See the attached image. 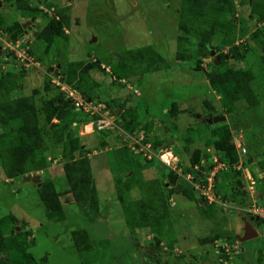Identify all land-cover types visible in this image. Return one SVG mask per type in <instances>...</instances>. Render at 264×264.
<instances>
[{
  "label": "rangeland",
  "instance_id": "1",
  "mask_svg": "<svg viewBox=\"0 0 264 264\" xmlns=\"http://www.w3.org/2000/svg\"><path fill=\"white\" fill-rule=\"evenodd\" d=\"M31 1L41 8H45L48 3L54 7L70 5L72 24L68 29L69 40L62 39L47 53L44 52L45 45L34 36V32L48 22V16L45 14L39 16L35 21L37 28L29 31L27 39L42 54L41 58L37 59L40 66L29 67L23 65L24 62L21 60L12 63L11 58H8L9 64L4 63V67L1 68L15 72L20 70V66L26 68V75L19 78V87L13 91V97L31 95L35 88L41 89L40 99L55 95L58 89L46 93L44 85L47 76H50V68L52 65L56 66L58 61L62 66L61 70L66 71L70 63L99 60L100 65L92 71V77L98 83L92 91L96 100L105 105L106 100L114 99L124 105L123 111L137 107L136 114L139 121L151 126L149 128L152 137L171 139L167 149L173 152L176 166L173 164L171 166L173 169L177 168L179 174L185 173V170L178 163L187 164L191 155L185 151L184 135L188 129H191V135L196 138V143L191 147H203L211 130L210 126L220 125L223 122L231 124L234 131H237L234 135L241 162L250 156L255 158L253 164L238 165L243 169V177L247 185L245 188L248 190L245 176H249V172L253 173L252 169L258 168V162L264 158V97H261V103L257 107L251 109L245 104L238 105L235 118L232 119L231 113L225 112L221 106L220 98L211 88L205 72L195 68L193 59L178 58V10L182 7V0ZM236 3L237 17L251 15L248 4L241 7L238 0ZM51 8L46 10L49 16L54 14V9ZM1 16L6 24L14 20H24L22 13L8 3L0 7ZM254 25V21L251 22L250 28ZM246 37L244 35L238 41L242 42ZM145 45L154 46L170 62V66L146 72L143 76L117 80L113 75L112 66L118 61L119 56H122L126 50ZM215 56L216 53L212 57ZM211 60L212 58H204L203 66L208 67ZM244 63L245 61L238 62L236 65L241 66ZM175 102L181 110L178 117L168 113ZM208 102L217 107L219 112L217 115L227 117L225 121L215 124H208L205 121L212 116L211 113H214ZM77 111L82 115L86 114L83 110ZM105 111L109 113V123L112 122L111 126L105 128L110 131V135L106 137L108 142L106 146L101 144L103 136L97 133L100 128L95 121H81L78 126L83 144L90 151L87 155L91 161L93 178L100 199L96 220L90 222L84 219L80 205L72 195L71 198L68 195L62 196V200L66 203L64 206L66 220L57 221L49 218L47 207L39 195L38 185L33 181H26V176L8 179L1 162L0 218L14 215L19 221L18 226L16 225L18 231L23 233L32 231V235L28 236L27 240L34 242L29 251L34 255L36 264H41L44 256L48 259L44 264H83L87 260L92 264H159L158 258L165 264H211V262L220 264L222 247L228 248L226 235L229 236L233 232L234 237L236 231L241 232L244 229L241 222L244 217L242 214L252 201L250 191L234 189L235 179L231 181L232 187L229 179L226 177V180H223L224 177L221 176L217 188L214 187L216 193L219 191L222 195L221 202L206 206L201 204V195L195 190L193 183L186 179V174H181L179 182L192 190L196 197L191 199L177 189L179 192L174 193L169 199L170 219L164 220L163 223L165 240L161 241L150 231V227L138 228V232L134 234L118 198V189L126 187L127 183L125 180L123 181L125 183H122L119 178L125 176L131 178L129 181L136 188L129 192L127 197L136 199L139 198L140 193L144 194L142 189H139L142 185L146 194L153 191L151 182L156 178L162 182L166 194L169 188L165 182H168L171 171L167 176L164 175L163 167L166 164H162L159 159L157 163L147 166V159L152 158L145 154V144L141 145V149L137 148L138 152L132 148L134 143L137 144L143 139V131H135L132 136L126 134L116 122L120 113L115 115L108 107ZM114 111H118V108L115 107ZM85 118L86 116L81 120ZM56 123L58 120L54 119L50 128ZM238 138L240 141L237 140ZM50 141L51 138L48 136L51 164L47 169L39 172L40 176L36 174L34 176L40 177L41 180L52 179L58 191H66L69 184L59 163L62 147H53L49 144ZM206 150L213 151V156L217 157L213 147L203 148V152ZM215 157L208 159L210 165ZM130 165H134L135 169L141 166L142 172L133 176L134 169L132 170ZM224 170H228V167L226 166ZM256 170L258 171V175L255 176L256 190L260 192L261 189L264 190V179L261 177L264 172ZM257 194L256 196L259 197ZM259 200L263 202L261 197ZM226 225L230 228L222 229V226ZM13 227L15 222L7 221L5 232L9 233ZM79 227L88 228L93 238V249L84 256L78 253L72 239V231ZM218 231L226 233L215 242L219 246L212 242L200 243L202 237L215 235ZM158 240L163 250L159 252V246L154 245L155 253L149 258L145 255V250L150 242L157 243ZM167 241H171L173 246L168 245ZM229 255L237 256V252H231ZM240 256L237 259L234 257L233 260L229 258L228 262L248 264L242 262L246 255L243 253ZM13 259L12 255L11 260Z\"/></svg>",
  "mask_w": 264,
  "mask_h": 264
},
{
  "label": "trees",
  "instance_id": "2",
  "mask_svg": "<svg viewBox=\"0 0 264 264\" xmlns=\"http://www.w3.org/2000/svg\"><path fill=\"white\" fill-rule=\"evenodd\" d=\"M238 1L241 7L245 4L250 6V16L237 17L236 0H182V7L178 10L179 49L177 56L183 60L193 59L195 68L205 72L211 88L220 98L221 106L225 112L231 113L232 119L235 118L238 105L245 104L251 109L257 107L261 103V97H264V0ZM0 3H3L0 7H3L4 3L12 4L22 13L23 17L39 18L43 14L48 16V22L34 32L36 40L45 45L44 52L49 53L53 45L57 42L59 44L62 39L69 40L68 29L72 24L70 5L54 7L48 3L45 8H41L38 4H33L31 0H0ZM51 6L54 9L53 16H49L46 11ZM253 21L255 25L250 28V23ZM0 29L8 33L13 41L22 35L27 37V28L23 27V20H14L6 24L1 16ZM244 35L247 36L245 40L239 42L238 40ZM29 46L30 54L39 60L42 54L30 40ZM212 50L216 51L215 58L212 57ZM12 53H5L4 60L11 58V62L15 63L17 58ZM204 58H212L208 67L203 66ZM215 59H219L220 64H216ZM243 61H245L243 65H236ZM4 63H0V162L6 177L14 179L29 174L39 175L40 171L47 169L51 164L48 154L50 146L47 143L49 136L51 138L49 144L56 148L62 147V157L59 163L69 188L66 191H58L52 179H42L41 185L36 183L41 200L47 207V215L57 221L66 220L67 215L64 208L66 203L62 200V196L68 195L71 198L70 195H72L80 205L84 219L94 222L99 212V194L93 178L91 161L87 155L90 151L84 146L79 127L74 123L79 119V123L96 120L100 115L95 114L92 118L89 114L82 115L60 91L53 96L40 99L41 89L35 88L31 95L13 97V91L19 87V78L26 75V68L20 66L19 71L15 72L11 69L5 71L1 69ZM97 65H100L99 60L70 63L66 71L60 70L59 74L68 83L81 89L89 100H95L97 98L92 91L98 83L93 79L92 71ZM169 66L170 62L154 46L145 45L126 50L112 66V72L117 80H123L143 76L146 72ZM49 73L53 74L51 69ZM55 89L57 86L52 83L51 76H47L44 91L49 93ZM106 105L115 115L120 113L116 122L126 134L132 136L135 131H143V143H151L155 148L169 146L168 142L171 139L151 136V128H149L151 126L139 121L136 114L137 107H130L123 111L124 105L121 102L117 103L114 99L106 100ZM115 107L118 111H114ZM209 107L214 112L211 113L212 116L219 114L215 105L209 103ZM180 112L177 102L168 111L173 117H178ZM84 116L86 118L81 120ZM54 119H57L58 123L50 128ZM210 127L211 130L203 147H191L196 143V138L191 135V129L187 130L184 135L185 151L191 155L187 164L183 165L179 162L178 165L183 166L185 173L196 174L195 167L201 165L204 159L208 160L213 157V151L203 152V148L213 147L218 159L228 165V170H222L216 175V188L219 178L223 176V180H226V177L229 179L232 187L231 181L235 179L234 189L248 192L245 188L247 185L243 177V169L238 168L242 160L235 141L234 128L228 122ZM97 133L102 134L101 144L106 146L108 144L106 137L110 135V131L104 128L98 130ZM157 159V157L147 159L146 165L151 166L154 162L157 163ZM254 159V156H250L244 159L243 164H253ZM131 166L132 170L134 169L133 176L142 172L141 166H137L136 169L134 165ZM257 166L258 168L252 169L255 176L258 175L256 169L264 172V158L258 162ZM163 168L165 170L163 174L166 176L169 171L173 170L166 165ZM129 179H131L129 176L119 178L122 183L126 182L127 186L118 189V198L130 228L135 234L138 228L150 227V231L164 241L163 223L164 220L170 219L171 211L169 199L179 191L173 188L165 194L162 182L156 178L151 182L153 191L146 194L142 185L139 189H142L144 194L140 193L139 198L131 199L127 197L128 193L136 187L132 186ZM180 192L191 199L196 197L193 191L186 186ZM9 220L15 222V227L7 233L5 229ZM18 223L14 215L0 218V264L10 262L11 264H36L34 255L29 251L34 242L27 240L28 236L32 235V231L25 233L18 231L16 228ZM22 235L25 236L21 237ZM222 236H224L223 232L218 231L215 235L202 237L200 243L215 242ZM230 237L233 239V236ZM72 239L80 255L84 256L92 251L93 238L88 228L74 229ZM166 243L173 246L171 241ZM160 244L159 240L155 243V247L159 246V252L163 250ZM12 255L13 260H11ZM47 260V256H44L41 264ZM157 262L165 264L160 258ZM83 264L92 263L87 260Z\"/></svg>",
  "mask_w": 264,
  "mask_h": 264
},
{
  "label": "built area",
  "instance_id": "3",
  "mask_svg": "<svg viewBox=\"0 0 264 264\" xmlns=\"http://www.w3.org/2000/svg\"><path fill=\"white\" fill-rule=\"evenodd\" d=\"M0 42H2L4 49L7 52H13L12 55L16 57L17 60H21V62L23 61L24 65L26 64L27 66H30L36 63L33 61V58L29 52L30 46L29 40L27 38L20 37L16 41H13L8 38V36L3 30L0 29ZM52 82L60 89V91L64 94L65 98L67 100H70L71 103L75 105V108L77 110H83L86 114H89L91 118L95 114L100 115L98 119L92 120L95 121V123L98 125V128L103 129L107 126L112 125V122L109 123L108 120L109 113L105 111V108L107 107L106 104L104 105L103 103L98 102L97 100H89L88 97L84 95L81 89L68 83L60 75L53 77ZM148 147L152 148V145L149 144ZM243 151H246L245 147H243ZM155 155L158 156L162 160V162L167 165L174 164V155L170 149H161ZM151 156L152 154L150 155V157ZM242 163L243 162H241L239 165L241 166ZM226 166L228 167V165L220 161L218 157H215L212 163V168L206 174L205 177L195 180L194 175L189 173L186 175V178L193 183L195 188L199 191L200 195L205 197L208 203L221 202L222 195L216 193L214 188L216 187L215 178L218 172L224 170ZM248 175L249 176H245V178L248 184V190L250 191V196L252 197V203L246 210L253 216L259 217V219L262 221L261 233L264 239V199H262L263 202H261L256 196V193H258V191L256 190L257 180L255 175L252 172H249ZM261 177H264V173L261 174Z\"/></svg>",
  "mask_w": 264,
  "mask_h": 264
},
{
  "label": "flooded vegetation",
  "instance_id": "4",
  "mask_svg": "<svg viewBox=\"0 0 264 264\" xmlns=\"http://www.w3.org/2000/svg\"><path fill=\"white\" fill-rule=\"evenodd\" d=\"M23 18L25 20V23L28 22V21H32V23L29 24L28 27H26L27 28L26 33H29L30 30H34L35 28H37V23H35V21H37L38 18H35V17H23ZM199 117H202V116H199ZM203 161H206L205 168H207L208 171L207 170H204L203 171V174L201 176H198L197 175V171H196V174H194V179L195 180L196 179L198 180L200 178L205 177L206 174L212 168V164L210 165L208 163V160L204 159ZM198 169H196V170H198ZM165 184L169 188L168 190H171L173 188H176L177 189V186H174L172 184H169V178H168V182L166 181ZM178 184H180V185L183 186L181 189H178V190H183L184 187H185V184H181L179 182V178H178ZM195 190H197V189L195 188ZM261 193H264V190H262L259 193L260 196H261ZM200 199H201V204H206V206L207 205H210V204L218 203V202L208 203L206 201L205 197H203V196H201ZM242 215L243 216H246L245 212ZM248 220L249 219H247V220L242 219V221H241L242 222V227L244 229L246 227V221H248ZM250 222L257 229L258 236L257 237H254L252 239L243 241L242 240V237L244 236V232L243 231H241V232L240 231H236V233L234 234L233 239L230 237V236H232V233L233 232H231L229 234V236H227L228 235L227 234L226 235V238H228V242H227L228 248H226L225 246L222 247V253H221V256H220L221 258H220V261H219L220 264H234L233 262H230V263L228 262L230 260L229 258H231L232 260L234 259V257H235V259H237L238 257L240 258L241 257L240 255L243 254V253L246 255V257L242 261L243 263L244 262H247L248 264H264V239H263L262 233H261V231H262V225L260 223L261 221L259 219V221H250ZM229 228H230L229 225L222 226V229H225V230H227ZM223 234L225 235L226 233H223ZM219 238H221V237H219ZM218 239H216L215 242ZM215 242H212V243H214L216 246H219ZM154 245H155V243L150 242L149 245H148V247L145 250V255L148 256L149 258L153 257V255H154L153 253H155ZM226 251L228 253H226ZM231 252L232 253L233 252H237V256H234V255L230 256L229 254ZM211 264H214V263L211 262Z\"/></svg>",
  "mask_w": 264,
  "mask_h": 264
},
{
  "label": "water",
  "instance_id": "5",
  "mask_svg": "<svg viewBox=\"0 0 264 264\" xmlns=\"http://www.w3.org/2000/svg\"><path fill=\"white\" fill-rule=\"evenodd\" d=\"M32 21H28L26 23H23V27L26 28L28 27L29 24H31ZM216 51L212 50V56L215 55ZM2 54H3V50H2V46L0 45V63L3 62V58H2ZM216 60V64H220L219 59H215ZM8 63V61H6ZM61 67V65L59 64L57 66L56 69H54V72L57 74L59 72V68ZM226 116L225 115H213L211 117H208L205 119L206 122L213 124V123H218V122H222L226 120ZM234 134H237V131H234ZM238 141H240V139H237ZM137 147H139V145H137ZM206 166V161L202 162V165L199 167V169L197 170V175L201 176L203 174L204 170H207V168H205ZM169 178V184H172L174 186H177V189H181L183 186L178 184V174L174 171H171L168 175ZM26 181H33L35 183H38L39 185H41V178L38 176H32V175H27L25 177ZM203 201V200H202ZM244 220L249 219L248 221H246V227L243 230L244 232V236L242 237V240H249L252 239L254 237L258 236V232L257 229L254 227V225L250 222V221H259V217H255L253 216L251 213H247L246 216L243 217Z\"/></svg>",
  "mask_w": 264,
  "mask_h": 264
},
{
  "label": "clouds",
  "instance_id": "6",
  "mask_svg": "<svg viewBox=\"0 0 264 264\" xmlns=\"http://www.w3.org/2000/svg\"><path fill=\"white\" fill-rule=\"evenodd\" d=\"M0 6H1V3H0ZM51 9H53V8H51ZM48 10H49V9H48ZM48 14H49V13H48ZM51 15H52V14H51ZM51 15H50V16H51ZM52 16H53V15H52ZM23 23H25V20H23ZM4 32H5V31H4ZM5 33H6V32H5ZM26 34H28V33H26ZM6 35H7L8 38L10 39V35H9L8 33H6ZM21 37H23V35H22ZM24 38H27V37H24ZM0 45L2 46V50H3V54H2L3 62H5L6 64H9L10 61H8V63H7V62H6L7 59L4 60V57H3L4 54L7 53V51L4 49V46H3L2 42H0ZM8 53H9V52H8ZM31 56H32V55H31ZM32 58H33V61L36 62V63L30 65L29 67L34 66V65H35V66H40L38 60H36L35 57H33V56H32ZM59 64H60V62H58V64H56V66H53V65H52V68H50L51 71H52V73H53V74L50 75L52 79H53V77L60 75L59 72H58L57 74L54 72V69H56L57 66H58ZM23 65H24V64H23ZM60 65H61V64H60ZM61 67H62V66H61ZM61 67L59 68V71L61 70ZM103 68H104V67H103ZM60 76H62V75H60ZM63 78H64V77H63ZM64 79H65V78H64ZM52 83H53V82H52ZM53 84H54V83H53ZM54 85H55V84H54ZM55 86H56V85H55ZM57 89H58V91H60V89H59L58 87H57ZM60 92H61V91H60ZM95 100H96V99H95ZM106 106H107V105H106ZM76 110H77V109H76ZM115 120H116V119H115ZM91 121H92V120H91ZM86 122H87V121H86ZM82 123H83V122H82ZM74 124H75V126H79V122H78V121L75 122ZM113 124H114V122H113ZM115 124H116V123H115ZM103 129H104V128H103ZM98 130H101V129H98ZM95 131H96V130H95ZM143 138H144V137H143ZM142 140H143V139H142ZM142 140H141V142H139V143H137V144L134 143L135 146L132 145V148L135 149V152H138V149H137V148H140L141 145L145 144V146H146V147L144 148V149H145V154L148 155L149 158L157 157V158L162 162V160H161L158 156H156L155 154L158 153V151H160V150L163 149L164 147H162V148H155V147L152 146V148H149V147L147 146V143H143ZM149 144H151V143H149ZM137 145H139V147H137ZM151 145H152V144H151ZM167 148H168V147H166L165 149H167ZM140 149H141V148H140ZM153 149H154L155 151H154ZM171 151H172V150H171ZM154 153H155V154H154ZM151 154H152V156L150 157ZM163 163H164V162H163ZM164 164H165V163H164ZM166 165H167V164H166ZM173 165L176 166L175 163H174ZM201 165H202V164H201ZM167 166H170V167L173 169V167H172L171 165H167ZM199 166H200V165H197V166L195 167V169H198ZM172 171L176 172V173L178 174V177H179L181 174H182V175H183V174H186V175L189 174V173H181V172H180L181 174H179L177 168L173 169ZM196 171H197V170H196ZM190 174H192V173H190ZM192 175H194V174H192ZM26 176H27V175H26ZM32 176H34V175H32ZM186 179H187V178H186ZM187 180H188V179H187ZM261 191H262V189H261ZM261 191H260V192H261ZM258 194H259V192H258ZM258 194H257V195H258ZM262 194H264V193H262ZM259 196H260V195H259ZM260 197H261V196H260ZM260 197H258V198H260ZM251 198H252V197H251ZM261 198L263 199L264 197H261ZM250 204H251V203H250ZM250 204L247 206V208L250 206ZM247 208H246V209H247ZM246 209H244V212L249 213V212H247Z\"/></svg>",
  "mask_w": 264,
  "mask_h": 264
},
{
  "label": "crops",
  "instance_id": "7",
  "mask_svg": "<svg viewBox=\"0 0 264 264\" xmlns=\"http://www.w3.org/2000/svg\"><path fill=\"white\" fill-rule=\"evenodd\" d=\"M260 193V192H259ZM261 197H264V194L261 193Z\"/></svg>",
  "mask_w": 264,
  "mask_h": 264
}]
</instances>
